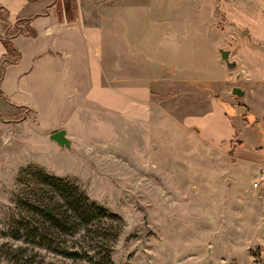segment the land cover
Returning a JSON list of instances; mask_svg holds the SVG:
<instances>
[{"label":"rangeland","instance_id":"374dc122","mask_svg":"<svg viewBox=\"0 0 264 264\" xmlns=\"http://www.w3.org/2000/svg\"><path fill=\"white\" fill-rule=\"evenodd\" d=\"M118 1L129 7L132 26L167 32L162 44L178 37L175 44L199 54L198 63L178 68L180 84L157 90L163 96L150 113L136 114L129 139L105 116L82 124L74 151L65 153L36 128H0V264H94L106 252L113 264H264V0ZM2 18L4 35L13 27ZM212 101L236 129L233 140H204L189 125ZM14 112L4 119L26 114ZM118 125L122 133L128 122ZM243 141L257 143L255 154ZM39 171L78 187L113 216L98 221L101 233L92 227L96 236L86 243L61 242L78 249V259L9 236L12 222L39 220L30 202L51 196L36 186Z\"/></svg>","mask_w":264,"mask_h":264},{"label":"crops","instance_id":"0c3cea01","mask_svg":"<svg viewBox=\"0 0 264 264\" xmlns=\"http://www.w3.org/2000/svg\"><path fill=\"white\" fill-rule=\"evenodd\" d=\"M1 8L11 26L28 21L35 35L23 32L12 38L20 58L6 65L0 78V128H36L49 136L65 130L73 147L81 137L82 124L97 116H105L103 121L109 120L117 135L129 139L136 114L151 112L155 93L160 94L157 90L180 84L178 68L194 67L200 58L176 45L178 37L162 44L167 32L132 26L126 14L129 7L118 0H0ZM159 38L161 43L156 42ZM5 59L0 39V68ZM209 105L211 111L189 118V125L204 140H233L237 131L232 123L223 118L215 101ZM22 110L26 112L22 118L4 119L5 112L21 114ZM121 118L128 122L122 133ZM215 124L223 130H215ZM242 145L255 154L257 143L243 141ZM73 154L79 153L69 155Z\"/></svg>","mask_w":264,"mask_h":264},{"label":"trees","instance_id":"16d2710c","mask_svg":"<svg viewBox=\"0 0 264 264\" xmlns=\"http://www.w3.org/2000/svg\"><path fill=\"white\" fill-rule=\"evenodd\" d=\"M1 14L5 15L1 21L5 22L8 29L13 27L12 31H7L4 35L0 33L5 49L7 59L0 68V78L4 73L6 65L14 64L19 61L20 54L15 50L12 44V38L23 32L34 36L35 32L30 28L29 22L18 20L14 26H11L7 18V12L0 9ZM28 174L24 171L22 175ZM23 176V177H24ZM21 178V181L23 180ZM36 186L41 190H46L51 194L46 202H30L31 209L36 211L38 215L37 221L34 222H12L9 226V236L14 240L23 241L34 246L46 248L49 251H62L61 255L78 259L81 257L78 249L70 246H59L61 242H65L66 238L82 237V242H87L94 238L92 227L100 234L97 228L103 218L113 217L109 212L91 202L90 199L78 189L61 178L48 175L43 171H39L37 175ZM34 203V204H33ZM64 209L61 212V209ZM70 213V216H68ZM110 223V222H109ZM114 222L110 223L113 225ZM96 233V232H95ZM60 247V248H59ZM86 253V257H88ZM94 264H113L108 252L97 254L94 256Z\"/></svg>","mask_w":264,"mask_h":264},{"label":"water","instance_id":"95a60500","mask_svg":"<svg viewBox=\"0 0 264 264\" xmlns=\"http://www.w3.org/2000/svg\"><path fill=\"white\" fill-rule=\"evenodd\" d=\"M220 54H221L222 60L226 63V65L229 69H233L236 67V64L233 62H230V60H229V57H230L229 51L220 50ZM232 94L237 96V97H243L245 95V92L243 90H241L240 88H234L232 90ZM49 139L52 142L59 145L62 149L74 151L71 140L66 136L65 130H59L57 132L52 133L49 136Z\"/></svg>","mask_w":264,"mask_h":264},{"label":"built area","instance_id":"2783aa9c","mask_svg":"<svg viewBox=\"0 0 264 264\" xmlns=\"http://www.w3.org/2000/svg\"><path fill=\"white\" fill-rule=\"evenodd\" d=\"M262 180L264 181V177H262ZM258 186V184H255V187H257Z\"/></svg>","mask_w":264,"mask_h":264}]
</instances>
